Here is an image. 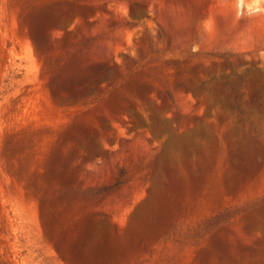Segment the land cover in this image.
I'll use <instances>...</instances> for the list:
<instances>
[{"label":"rangeland","instance_id":"1","mask_svg":"<svg viewBox=\"0 0 264 264\" xmlns=\"http://www.w3.org/2000/svg\"><path fill=\"white\" fill-rule=\"evenodd\" d=\"M74 77L93 91L69 98ZM240 81L241 97L264 88V0H0V264H264V228L245 231L264 205L189 238L264 196V158L226 176L232 127L213 103ZM217 136L212 173L180 166L173 144L210 157ZM121 168L123 185L66 207L67 187Z\"/></svg>","mask_w":264,"mask_h":264},{"label":"trees","instance_id":"2","mask_svg":"<svg viewBox=\"0 0 264 264\" xmlns=\"http://www.w3.org/2000/svg\"><path fill=\"white\" fill-rule=\"evenodd\" d=\"M65 15L69 16L70 12H66ZM80 84L81 81L77 77H74L70 85H63V90H70L72 92L69 96L71 99H82L90 94L93 89L92 87L87 86L80 90H75L74 86H80ZM242 92L243 87L241 81L230 88L223 85L218 90V96L213 103L222 111V115L220 116V126L231 125L232 127L230 136L234 143V149L230 153L228 159H226L225 167L229 166L226 168L227 177L230 176L232 168H234L240 175L242 174V176L236 181L237 184L242 182L244 177L247 178L250 175L255 176L258 169H261L262 159L264 158V145H262L263 140L261 138V134L264 131V88H257L248 91V96L241 97ZM165 94L167 99L172 103L173 99L171 94L167 91ZM200 137L203 139L209 138V136H205L204 134H201ZM260 144L261 146L259 147ZM172 148L177 153L182 154V157L179 158L180 166L196 176L200 174L202 167L209 173H212L215 170L216 165L218 164V159L223 150V140L219 138V136L216 137V146L213 148L214 151L210 157H207V153H209V151L211 152L212 148L208 147L205 150H201L200 147L195 148L185 140L182 141L181 147L177 144H173ZM88 149L89 151H94L95 139H91V145ZM197 151L200 153L202 159L200 166H196L193 161L194 153ZM179 159L175 157L172 160L176 161L177 165H179ZM168 161L169 160L167 159V162ZM209 161L212 163L209 164ZM125 175L126 171L121 168L111 184L80 188L67 187L63 190V199L66 207H73L77 201H91L106 197L108 192L125 183V181H123ZM198 182H202V178H199ZM230 183L231 182L229 181V184ZM263 205L264 196L254 201L227 207L211 217L202 225V227L197 228L193 234H190L189 238L193 240L202 239L214 229L230 224V222L236 217L247 214ZM257 227L264 228V220L262 218H255L248 223L245 228L247 235H251L252 231ZM256 249L257 247L244 246L239 250L241 254H244L248 250L255 252ZM223 256L222 253L218 252V257L220 259H224ZM228 258L230 260L234 259L233 256H229Z\"/></svg>","mask_w":264,"mask_h":264}]
</instances>
